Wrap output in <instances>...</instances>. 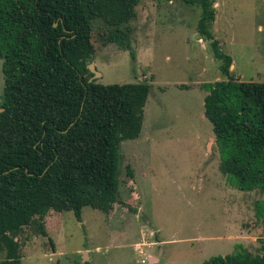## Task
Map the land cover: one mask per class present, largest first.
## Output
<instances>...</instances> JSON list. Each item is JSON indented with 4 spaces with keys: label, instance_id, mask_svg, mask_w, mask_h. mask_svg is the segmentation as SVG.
<instances>
[{
    "label": "rangeland",
    "instance_id": "374dc122",
    "mask_svg": "<svg viewBox=\"0 0 264 264\" xmlns=\"http://www.w3.org/2000/svg\"><path fill=\"white\" fill-rule=\"evenodd\" d=\"M212 2L211 30L232 59L230 77L264 84V0ZM200 16V8L179 0H140L128 25L130 51L102 42L103 27L93 23L90 64L102 75L94 81L151 87L141 133L121 143L110 210L85 207L80 221L72 211H50L42 221L48 237L36 226L17 236L20 264H203L240 248L261 253L264 227L255 203L263 196L235 189L220 171L204 116L208 92L202 85L227 78L198 33Z\"/></svg>",
    "mask_w": 264,
    "mask_h": 264
},
{
    "label": "trees",
    "instance_id": "16d2710c",
    "mask_svg": "<svg viewBox=\"0 0 264 264\" xmlns=\"http://www.w3.org/2000/svg\"><path fill=\"white\" fill-rule=\"evenodd\" d=\"M179 1L200 8L198 33L227 78L202 85L219 169L235 189L263 196L255 215L264 227V84L230 77L232 59L211 30L212 0ZM139 2L0 0V264H20L16 238L23 228L36 226L48 237L42 221L50 211H72L80 221L85 207L110 210L119 186L120 146L139 137L151 87L89 82L93 23L103 27L102 42L130 51L128 25ZM260 241V254L240 248L203 264H264V234Z\"/></svg>",
    "mask_w": 264,
    "mask_h": 264
},
{
    "label": "water",
    "instance_id": "95a60500",
    "mask_svg": "<svg viewBox=\"0 0 264 264\" xmlns=\"http://www.w3.org/2000/svg\"><path fill=\"white\" fill-rule=\"evenodd\" d=\"M54 26L56 27V24H54ZM88 69L93 74V77L89 80V82H92L102 76L101 73L96 71V69L94 68L92 64L88 66Z\"/></svg>",
    "mask_w": 264,
    "mask_h": 264
},
{
    "label": "crops",
    "instance_id": "0c3cea01",
    "mask_svg": "<svg viewBox=\"0 0 264 264\" xmlns=\"http://www.w3.org/2000/svg\"><path fill=\"white\" fill-rule=\"evenodd\" d=\"M150 261H152V260L150 259Z\"/></svg>",
    "mask_w": 264,
    "mask_h": 264
}]
</instances>
